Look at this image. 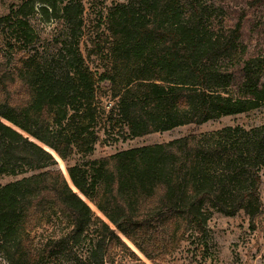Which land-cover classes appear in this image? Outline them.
<instances>
[{"label":"trees","instance_id":"1","mask_svg":"<svg viewBox=\"0 0 264 264\" xmlns=\"http://www.w3.org/2000/svg\"><path fill=\"white\" fill-rule=\"evenodd\" d=\"M221 6L127 0L90 27L82 0H22L0 17V179L19 178L0 185L8 264H49L58 246L73 264H107L117 247L138 260L122 238L149 260L172 255L206 232L211 209L254 224L264 126L81 160L67 165L69 181L51 154L67 163L91 155L101 132L124 143L263 106L264 55L244 44V13L226 23ZM35 19L60 27L48 44ZM57 222L64 235L35 252L32 233Z\"/></svg>","mask_w":264,"mask_h":264},{"label":"rangeland","instance_id":"2","mask_svg":"<svg viewBox=\"0 0 264 264\" xmlns=\"http://www.w3.org/2000/svg\"><path fill=\"white\" fill-rule=\"evenodd\" d=\"M21 1L0 0V17L6 15L12 6L19 4ZM126 1L104 0V5L101 6L99 5V0H82L88 24L93 27L99 13H106L107 9L114 3H124ZM214 1L217 6L222 5L226 23H229V19L231 22H235L240 13H244V44L249 47V50L256 57L264 55V0H261L260 4L256 5L253 4V0ZM222 14H213L217 22L223 20ZM33 25L36 33L39 34L41 42L46 44L58 34V29L60 28L56 23H42L39 19L33 20ZM89 64L92 69H95L97 65L94 62ZM235 126L245 129L264 126V105L243 114L223 117L202 125H186L170 132L135 138L124 143L113 142L109 134L101 132L100 139L95 144L94 152L91 155L85 157L77 155L72 157L67 163L61 161L53 153L51 154L55 157L58 168L68 180L67 165H74L81 160H97L123 150L168 143L190 134L198 135L217 131L224 127ZM112 137L114 136L112 135ZM15 179L19 178L4 177L0 179V185L13 182ZM259 193L264 207V175L262 176ZM90 207L99 216L94 207L92 205ZM65 229L64 223L57 222L34 231L31 237L34 240L35 252L41 253L48 243L54 242L64 235ZM122 240L135 253L138 260L129 257L128 252L117 247L110 250L107 264H264V210L252 225L243 212L233 216H226L217 210L211 209L206 232L203 235L192 234L176 248L172 255L154 256L153 260L145 258L124 238ZM91 245L92 242H85L77 250V255L85 258ZM66 256V252L62 247L53 248L49 252V264H73ZM0 264H8L1 254Z\"/></svg>","mask_w":264,"mask_h":264}]
</instances>
